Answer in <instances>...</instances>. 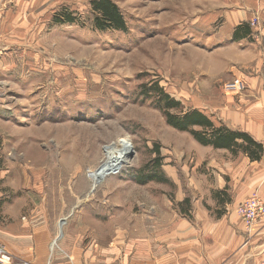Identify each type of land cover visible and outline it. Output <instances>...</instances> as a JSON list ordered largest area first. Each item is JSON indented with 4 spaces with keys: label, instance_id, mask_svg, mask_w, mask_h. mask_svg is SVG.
<instances>
[{
    "label": "rangeland",
    "instance_id": "obj_1",
    "mask_svg": "<svg viewBox=\"0 0 264 264\" xmlns=\"http://www.w3.org/2000/svg\"><path fill=\"white\" fill-rule=\"evenodd\" d=\"M90 1L51 5L29 27L11 34L1 30L8 43L0 47V168L12 166L30 181L40 173V186L44 177L45 187L55 194L47 201L53 205L70 200L71 191L79 201L100 207L150 204L157 195L173 200L180 187L174 174L191 171L205 145L171 127L152 101L143 98L141 85L157 82L183 110L196 108L215 125L223 124L211 115V104L248 86L242 76L225 75L231 64L239 65L242 53L214 39L222 23V2L112 0L125 28L100 30L93 24ZM62 8L76 21H54ZM208 14L213 18L207 19ZM259 21L254 10L249 23L242 24L259 28ZM233 32L236 41L241 36L235 38ZM236 81H242L240 90L225 92L224 86ZM123 139L131 147L127 160L98 182L92 180L107 146ZM155 144L162 156L159 170L168 181L140 183L136 170L149 174ZM57 197L61 199L55 201ZM56 247L57 241L50 252Z\"/></svg>",
    "mask_w": 264,
    "mask_h": 264
},
{
    "label": "crops",
    "instance_id": "obj_2",
    "mask_svg": "<svg viewBox=\"0 0 264 264\" xmlns=\"http://www.w3.org/2000/svg\"><path fill=\"white\" fill-rule=\"evenodd\" d=\"M64 2L9 0L0 12V47L8 43L1 30L11 34L25 24L29 27L51 5ZM221 2L222 23L214 39L242 53L239 65L231 64L225 75L244 77L248 88L220 95L210 113L260 143V158L205 145L191 171L174 174L180 187L173 200L157 195L150 204L111 202L102 207L79 201L72 191L70 200L53 205L47 201L55 194L45 187L44 177L40 186V173L30 181L27 173L17 174L12 166L0 168V240L12 255L11 264H264V218L248 230L236 213L251 192L264 197V0ZM254 10L260 27L234 41L233 30L249 23ZM221 191L223 199L217 196ZM185 196L190 204L182 211L179 203ZM56 237L57 247L50 252Z\"/></svg>",
    "mask_w": 264,
    "mask_h": 264
},
{
    "label": "trees",
    "instance_id": "obj_3",
    "mask_svg": "<svg viewBox=\"0 0 264 264\" xmlns=\"http://www.w3.org/2000/svg\"><path fill=\"white\" fill-rule=\"evenodd\" d=\"M90 7L94 13V26L97 29H124V20L118 6L112 0H91ZM54 21L73 23L76 18L71 12L62 8L54 15ZM250 31L248 24H241L236 27L233 37L246 35ZM143 98L152 101L154 106L165 116L166 122L179 131L188 132L194 140L202 145H209L214 148H226L232 153L243 152L251 159H259L263 148L262 145L245 132L231 130L223 124H214L210 116L194 108L183 110L182 103L168 94L157 82L141 85ZM156 157L152 159L149 174L142 169L136 170V180L140 183L147 180L168 181V178L159 170L162 156L159 152V145L155 144L153 150ZM149 167V166H148ZM147 167V168H148ZM147 168L145 170H147ZM224 192H218L217 196L224 198ZM190 204V198L185 196L179 203L182 211Z\"/></svg>",
    "mask_w": 264,
    "mask_h": 264
},
{
    "label": "built area",
    "instance_id": "obj_4",
    "mask_svg": "<svg viewBox=\"0 0 264 264\" xmlns=\"http://www.w3.org/2000/svg\"><path fill=\"white\" fill-rule=\"evenodd\" d=\"M9 0H0V12L8 8ZM242 81H236L224 86L225 92L232 93L240 90ZM236 213L241 217L245 227L250 230L254 224L264 218V199L257 193L252 192L243 202L236 207ZM57 237L51 241L50 248L56 244ZM12 255L6 250L0 240V264H11ZM21 264H31L22 261Z\"/></svg>",
    "mask_w": 264,
    "mask_h": 264
},
{
    "label": "bare ground",
    "instance_id": "obj_5",
    "mask_svg": "<svg viewBox=\"0 0 264 264\" xmlns=\"http://www.w3.org/2000/svg\"><path fill=\"white\" fill-rule=\"evenodd\" d=\"M130 144L127 139L119 141L117 144L109 145L106 148V158L103 165L98 172H91L90 177L92 180L98 182L99 178L116 166L127 160Z\"/></svg>",
    "mask_w": 264,
    "mask_h": 264
}]
</instances>
